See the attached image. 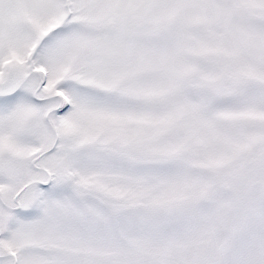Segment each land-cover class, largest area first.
<instances>
[{
  "label": "snow or ice",
  "instance_id": "obj_1",
  "mask_svg": "<svg viewBox=\"0 0 264 264\" xmlns=\"http://www.w3.org/2000/svg\"><path fill=\"white\" fill-rule=\"evenodd\" d=\"M0 264H264V0H0Z\"/></svg>",
  "mask_w": 264,
  "mask_h": 264
}]
</instances>
